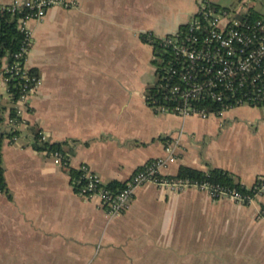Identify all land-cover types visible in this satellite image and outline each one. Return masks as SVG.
Wrapping results in <instances>:
<instances>
[{"label": "crops", "instance_id": "0c3cea01", "mask_svg": "<svg viewBox=\"0 0 264 264\" xmlns=\"http://www.w3.org/2000/svg\"><path fill=\"white\" fill-rule=\"evenodd\" d=\"M76 1L29 21L27 59L43 82L26 117L48 140L66 142L69 166L87 163L108 183L126 182L180 137L164 174L219 167L247 186L264 176V105L183 119L146 103L156 74L154 47L141 34L176 31L201 0ZM2 158L9 193L0 191V264H264V195L244 204L146 184L110 215L27 131L3 139Z\"/></svg>", "mask_w": 264, "mask_h": 264}, {"label": "built area", "instance_id": "2783aa9c", "mask_svg": "<svg viewBox=\"0 0 264 264\" xmlns=\"http://www.w3.org/2000/svg\"><path fill=\"white\" fill-rule=\"evenodd\" d=\"M76 0H13L0 3V11L18 14V27L23 32L20 48L9 61L4 56L0 65V133L17 142L25 131L33 143L35 134L26 115L43 78L27 64L33 43L30 20H43L54 6L73 8ZM159 52L154 56L155 82L145 92L146 103L156 112L186 119L190 116L208 118L223 116L241 106L264 105V10L248 0L234 7H223L212 0H201L192 19L176 31L157 37ZM13 87H19L16 93ZM40 141H47L40 130ZM180 137L167 139L165 153L138 168L117 190L87 163L77 168L78 193L98 197L100 205L110 215L123 213L130 205L136 190L155 184L169 190L195 188L207 191L215 199H231L248 204L264 195V176H259L246 191L237 187L198 181L164 174L162 169L178 159ZM48 152V151H47ZM58 165L70 164L60 150L48 152ZM264 217V208L260 210Z\"/></svg>", "mask_w": 264, "mask_h": 264}, {"label": "trees", "instance_id": "16d2710c", "mask_svg": "<svg viewBox=\"0 0 264 264\" xmlns=\"http://www.w3.org/2000/svg\"><path fill=\"white\" fill-rule=\"evenodd\" d=\"M18 18V14L13 15L8 10L0 11V65L4 56L8 55L9 61H11L13 59V54L20 48L24 34L18 27ZM141 36L144 41H147L153 45L154 56H156L159 52V46L157 40L154 39H157V37L151 32L142 33ZM155 62L156 60L154 59V63ZM13 90L18 93L19 87H13ZM3 109L4 106L0 105V111ZM1 118L2 117L0 116V120ZM30 129L35 134V139L32 145L36 149L48 152L60 150L64 155V160L70 161V153L64 148V144L66 142H52L50 140L40 141L41 136L39 131L41 129L35 126H31ZM4 138H6L5 133H0V191L9 193L8 185L4 176V165L2 158V144ZM63 166L68 169L71 176L72 185L74 189L78 191L79 187L76 181L82 175V171L76 167L69 166V163ZM176 175L178 177L190 180H198L201 182L209 180L222 186L237 187L243 191H246L247 189L245 184H243L235 174L219 167L203 170L187 165H181ZM124 184L125 182L111 181L108 183V187L117 190L118 188L123 187Z\"/></svg>", "mask_w": 264, "mask_h": 264}, {"label": "rangeland", "instance_id": "374dc122", "mask_svg": "<svg viewBox=\"0 0 264 264\" xmlns=\"http://www.w3.org/2000/svg\"><path fill=\"white\" fill-rule=\"evenodd\" d=\"M256 2H257L258 8L264 10V0H256ZM216 3L219 4L220 6H223V7H234V6H237L239 4V0H216ZM8 264H43V262L22 261L19 263H8Z\"/></svg>", "mask_w": 264, "mask_h": 264}]
</instances>
